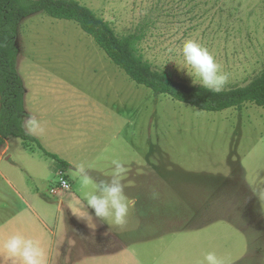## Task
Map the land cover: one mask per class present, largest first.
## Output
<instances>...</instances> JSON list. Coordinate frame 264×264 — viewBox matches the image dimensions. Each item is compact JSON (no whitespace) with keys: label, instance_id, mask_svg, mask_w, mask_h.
Here are the masks:
<instances>
[{"label":"rangeland","instance_id":"obj_1","mask_svg":"<svg viewBox=\"0 0 264 264\" xmlns=\"http://www.w3.org/2000/svg\"><path fill=\"white\" fill-rule=\"evenodd\" d=\"M76 1L119 34L142 27L144 58L189 85L199 84L177 65L189 39L206 46L229 73L226 89L247 84L264 65V0ZM15 47L23 102L28 92L35 106L45 100L48 105L41 106L57 107L65 117L77 107V145L95 161L96 178L112 174L113 160L130 170L124 184L131 234L124 235L125 248L108 241L95 244L92 256L82 253L77 225L65 221L55 203L61 198L76 208L73 188L59 183L63 178L71 187L74 180L77 210H84L79 179L68 178L58 157L54 165L38 167L22 140L11 137L12 160L0 162V240L19 232L48 241V264H207L209 252L226 264H264L263 107L205 111L155 94L129 78L76 22L42 12L19 22ZM53 116L43 124L50 148L53 135L73 126L56 125ZM61 144L69 145L66 139ZM20 155L22 165L15 164ZM141 180L144 186L136 185ZM47 184L54 197L41 186ZM22 187L31 195L38 187L49 198L48 218L37 217L44 226L28 210L36 209V196L30 201ZM134 197L145 205L143 213L130 204ZM0 264H6L2 257Z\"/></svg>","mask_w":264,"mask_h":264},{"label":"trees","instance_id":"obj_2","mask_svg":"<svg viewBox=\"0 0 264 264\" xmlns=\"http://www.w3.org/2000/svg\"><path fill=\"white\" fill-rule=\"evenodd\" d=\"M40 12L54 19L76 22L129 78L155 94L168 95L205 111L240 109L246 103L264 108V65L247 84L213 93L153 68L141 52L140 43L144 38L142 27L119 34L109 21L76 0H0V149L8 137H19L26 143L38 142L34 136L26 135L22 126L24 93L14 61L17 25ZM52 156L61 161L57 156Z\"/></svg>","mask_w":264,"mask_h":264},{"label":"clouds","instance_id":"obj_3","mask_svg":"<svg viewBox=\"0 0 264 264\" xmlns=\"http://www.w3.org/2000/svg\"><path fill=\"white\" fill-rule=\"evenodd\" d=\"M182 54L184 62L177 65L181 71H186L193 78L194 84H199L213 93H221L226 89L230 75L223 70V66L206 46L189 39L183 44ZM22 126L26 135L38 138L46 131L40 119L32 114L23 121ZM70 163H73L74 178L79 179L81 194L86 201L84 210L70 206L72 213L92 230L97 228V220L125 225L129 213V202L123 183L128 171L125 164L120 160H113L112 174L98 179L92 176L90 166L84 162ZM64 185L70 187L67 181ZM89 209L93 210L94 215ZM0 257L6 264H48L47 252L42 242L19 232L0 240ZM205 260L207 264H226L215 252L207 253Z\"/></svg>","mask_w":264,"mask_h":264},{"label":"crops","instance_id":"obj_4","mask_svg":"<svg viewBox=\"0 0 264 264\" xmlns=\"http://www.w3.org/2000/svg\"><path fill=\"white\" fill-rule=\"evenodd\" d=\"M60 95L67 97V94H60ZM75 95L77 96V94H75ZM34 103H37V101L33 97H31L30 93L26 92L25 102H24V113H25L24 120L30 114H32V115H36L40 119L42 124H44L46 122V120H48V115L52 114V115H54L53 118H54V123L56 125H59L60 122L66 121V122H69L73 126H70L68 128L66 127V129L64 131H62V133H63L62 136L55 137L53 135L52 140H55V142L53 144L54 148H50L49 145L47 144L46 139H45V135H47L49 132V129H47L46 125H44L45 130H46L45 134L39 138L35 137L37 139V141L39 142V144L41 145L40 149L37 148V147H39L38 145L37 146L35 145L36 142H30L29 144H27V143L25 144L24 141L21 139L22 143H23L22 145L26 149H29L28 152H29L30 158L32 160L37 161V163H36L37 166L40 163L43 165L46 164V167H47L50 164L54 165V161L56 160V159L54 160V158H52L50 156V154L57 156L58 158H60L66 162L65 171L67 172V176L71 181H72V177H74L75 169H74L73 163H70V161L71 162H84L86 165L90 166L92 176L93 177L97 176L98 175L97 171L94 169L95 161L92 158H90V156H88V154L84 153V150L79 149V146L77 145V119H79V116L77 117V107L72 112V116H66L65 117L63 114H62L63 115L62 116L61 113L56 111L57 107H53V108H51L52 109L51 110L50 108H46L44 106H41V104L42 105H48L45 100L39 102L38 105H36V106ZM49 109L51 111H48ZM52 111H54L55 113H52ZM66 134H67L68 138H70L71 140L67 139L65 137ZM10 138L11 137H8L5 139V142L0 149V162L8 160V159L12 160L13 153L10 151V147H9V139ZM16 138H19V137H16ZM49 139H51V138L49 137ZM63 139H66L68 141V144H69L68 146L64 145V144L57 145V144L61 143ZM22 155H25V154H22ZM22 155L18 156L19 160L16 161L17 163H15V164L22 165L20 163V161L22 160ZM29 156H28V158H29ZM129 172H130V170L127 171L126 180H125V176H124L123 183L125 181L126 182L129 181V179H128V173ZM31 173H34V170L31 171ZM136 174H138V173H136ZM2 175H3V173H2ZM110 175L111 174H109L107 177H109ZM75 179L77 180V178H75ZM99 179H101V178L99 177ZM6 180L9 181L8 179H6ZM9 182L8 183L12 187V190H14L15 189L14 185L11 183V181H9ZM141 182H142V180L139 181L136 185L144 186V185H142ZM124 185H125V189H128L129 186H126L128 184L126 183ZM41 186L42 187L45 186L47 192L50 193L52 186H50L48 184L47 185H41ZM134 187H135V185H134ZM70 188L71 189L73 188L72 192H71L72 194H70V196H74V199L76 202V209H77V200H78L77 199V189L78 188H76L74 180H73V182H71V187H69L68 189H70ZM22 189L24 191H26V193L28 194V197L30 198V201L32 199L31 197H33V196H34V198L32 200L35 199V196L37 198L36 203L34 204V205H36V209L35 208L34 209L29 208L28 209L33 214V216L37 218L38 214L40 213L44 218H48L49 209L47 207V205H48L47 200H49V198L47 197V199H46L45 198L46 195L44 196V194H42L39 191L38 187H37V189H34L32 191V195L29 193L28 190L24 189L23 187H22ZM55 191H57V190H55ZM14 192H16L18 195H20L18 191L14 190ZM51 195H53V197L55 196V194H51ZM137 200H138V197L137 198H135V197L131 198L130 204L134 205V208H133L134 210H136L137 212L143 213L145 211V208H144L145 205L143 203H139L140 201H142V200H140V198H139V202ZM211 201L212 200H209V202H208L209 207H210ZM143 202H145V201H143ZM55 203L57 205V208H56L57 212H59V211L62 212L64 210V216L66 218L65 221L72 220V222H74L77 225V234H78L77 235V241L79 242L80 249L83 250L82 253L87 254L89 256H92L93 254H96L95 244H101L102 242H108V241H115L116 243H119L120 246H122L123 248L126 247L127 239L124 238V235L126 234V236H127L128 234H131V232H129L127 230L128 228H126L127 224H125L123 226L118 225L120 228L119 229L117 227H112V225L110 223H104L101 221L102 222L101 226L97 227L95 230H92L86 225V223H84L80 219H78V218L72 219L73 213L71 211L70 206H68V204L65 203V200H62L61 198H59V199L57 198ZM85 204H86V201L81 202L82 207H84ZM141 210H143V211H141ZM89 211L93 212V210H91V209H89ZM93 215H94V212H93ZM66 216H70V217L67 218ZM183 220H185V219H183ZM37 221L42 226L45 225L44 219L42 222L40 219L37 218ZM97 222H98V220L95 221L96 225H97ZM32 238L38 239L36 237H32ZM41 242H42L43 246L45 247L46 252L48 254L49 250H50L48 241L47 242L41 241ZM78 249L79 248H77V250Z\"/></svg>","mask_w":264,"mask_h":264},{"label":"built area","instance_id":"obj_5","mask_svg":"<svg viewBox=\"0 0 264 264\" xmlns=\"http://www.w3.org/2000/svg\"><path fill=\"white\" fill-rule=\"evenodd\" d=\"M66 180H64L63 178H61L60 179V185L62 186V187H64V188H68V187H65V185H64V182H65Z\"/></svg>","mask_w":264,"mask_h":264}]
</instances>
